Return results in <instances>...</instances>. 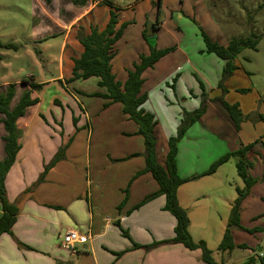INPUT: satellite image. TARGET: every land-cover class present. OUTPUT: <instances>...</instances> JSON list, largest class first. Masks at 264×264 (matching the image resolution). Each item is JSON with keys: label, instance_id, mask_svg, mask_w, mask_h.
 Wrapping results in <instances>:
<instances>
[{"label": "crops", "instance_id": "0c3cea01", "mask_svg": "<svg viewBox=\"0 0 264 264\" xmlns=\"http://www.w3.org/2000/svg\"><path fill=\"white\" fill-rule=\"evenodd\" d=\"M102 2L105 1L86 0L83 6H75L66 0H52L49 5L42 0H34L33 16L37 25L33 28L31 43L40 45L36 48L40 49L37 51L41 55L47 52L45 49L51 48L49 39L60 36L61 57L57 63L59 74L56 77L47 80H39L34 76L27 78H31L36 84H46L42 91L60 80L62 85L57 91L65 92L69 98L66 97V101H62L53 97L50 105L52 106L54 100H58L61 107L53 105L47 115L42 113L41 109L37 112L41 100L39 93H33V98L37 97L39 103L28 108L16 123L21 132L18 141L20 150L5 177V190L8 202L18 208V215L11 229L13 236H0V264H205L201 261L200 250L189 251L181 244L162 245L149 251L145 249L154 243L172 239L175 220L163 210L164 196L157 195L144 202L159 190L150 174L136 176L145 167L144 159L136 156L119 162L131 155L143 153V139L136 135L138 127L122 113L120 104H110L105 108L107 100L89 97L95 93L106 92L104 88L97 86L98 79L91 78L96 89L89 91L76 87L77 82L82 80L64 83V79L70 75L71 59L78 57L82 52L76 40L77 33L87 35L93 27L102 31L109 20L110 11L114 8L119 10L116 12L119 16L117 28L123 23L127 26L120 40L114 45L116 54L111 62L113 73L117 76L114 62L119 56L117 46L120 43H124L125 55L131 59L130 63L126 62L121 67L120 76H117L119 81L126 79V70L139 61L140 55L149 54L150 47L157 50L170 48L167 47L170 35H165L167 25L158 18L154 21L150 16H146V13L137 15L136 2L128 4L124 9L113 5L110 8L101 4ZM186 15L193 18L192 13ZM175 16L177 22H182L180 15ZM176 29H179L178 26ZM209 38L219 43L213 37ZM202 45L197 43L195 52L175 46L171 53L143 73L141 93L147 96L143 109L151 113L157 122L154 133L157 137L158 161L163 165L168 150V139L176 134L182 111L192 112L199 109L204 98V113L187 128L177 144L175 163L179 177L188 179L200 175L227 153L252 145L246 156L252 165L248 175L260 179L264 175V116L260 111L254 114L255 111L251 110L253 122L247 123L245 119L250 118L247 115L238 130L227 112L215 114V118L219 116L222 120L219 125L211 121L213 102L220 97V92L212 94V86L205 78L200 80L197 76L198 67L194 62L201 65L199 67L200 71L205 73L204 77L208 79L210 75V68L205 67L208 64L194 57L207 54ZM43 47L45 48L42 50ZM175 54L179 55L181 61L173 59ZM211 55L213 54H208L207 57L209 64L212 62ZM234 60L235 58L232 65L235 69L228 81L238 72ZM214 64L221 68L223 73L225 62L214 61ZM157 71L162 75L156 76ZM149 75L152 79L148 78ZM189 76L191 77L188 79ZM169 77H176L174 84H169ZM195 79L200 80L202 94L197 91ZM150 80L158 91L154 102L145 90ZM18 83L5 82L0 87ZM214 83L218 81L215 80ZM165 87H172V91L168 93L172 94L173 98H165L161 94ZM207 88L211 94L205 92ZM225 91L226 95L236 94L239 99L243 96L245 88L232 87ZM222 98L225 99V95ZM69 99L75 104V107L71 105L70 111ZM226 102L237 104L245 117L243 106L238 100ZM57 109L61 112L54 113L56 116L50 118L53 110ZM66 112L68 124L71 121L72 126L67 129L63 128ZM73 118L77 119V130L73 126ZM52 119H55L56 124L51 122ZM34 125L37 126L33 127ZM192 132H195L198 138L190 141L187 135ZM3 134L0 124V162L4 158L1 140ZM231 134L234 141H228L224 146L223 142L227 139L223 137ZM162 136L166 138L162 139ZM69 141L70 145L60 154L62 159L47 172L42 183L32 188L58 150ZM243 187V182L237 175L236 159L221 165L210 176L181 185L177 190V201L188 215V232L209 233L215 230L222 238L228 225L232 204L237 198L236 189L241 190ZM124 200L125 203L121 205ZM259 204L264 205V181L257 182L243 200L239 212L240 226L245 228L243 217L253 219L254 206ZM69 230L88 236L86 243L76 245L74 253L61 246V237ZM232 230L231 228V232ZM199 241L205 242L209 247L205 238H199ZM259 254H264V251L260 249ZM215 262L225 264L223 260Z\"/></svg>", "mask_w": 264, "mask_h": 264}, {"label": "rangeland", "instance_id": "374dc122", "mask_svg": "<svg viewBox=\"0 0 264 264\" xmlns=\"http://www.w3.org/2000/svg\"><path fill=\"white\" fill-rule=\"evenodd\" d=\"M66 1L71 4L73 3V0ZM103 1L120 9H124L128 6V4H134L136 2V4H138V8L136 10L137 15L146 13V16H150L154 21L158 18L160 22L163 21V23L167 25L165 35H170V41L167 45V47L170 48L178 46L181 48L192 49L195 52V46L197 43L199 45H202L203 43V40H200L201 32L209 37H213L217 40V42H219L218 44L221 42L220 45H227L232 40L245 41L246 39L251 38L257 43V45L255 49H243L235 57L234 64L236 65L238 72L233 75L230 81H228L230 78H227L221 82L223 74L221 73L222 69L217 67L216 64H214V61H217L218 63H222L223 61L219 60L216 56H210L212 58V62H210V64L207 60L208 54H204L203 57L198 55L194 56L196 60L198 59L199 61L208 64L205 66L206 68H210V75L208 76V79L204 77L205 73L200 71L199 66L201 65L197 64V62L194 63L198 67V78H200V80L201 78H205L206 82L213 88L212 94L218 91L220 92V97L225 95L224 100H228L230 102L238 100L239 104L241 103L246 114L244 115V118H246L247 115L250 116V118L247 117L248 119H245L247 120V123L250 124L253 122L251 121V117L253 116L250 112L251 110L255 111L253 112L254 114H257V112L260 111L261 115L264 116V0H146L145 2L144 0ZM33 6L34 0H0V85L5 82H20L28 76H34L39 80H47L49 78L56 77L59 74L57 63L61 57L60 36L49 39L48 43L51 44V48L45 49L47 52L41 55L35 54L34 50H40L36 48L40 45L37 44V46H35V44L31 43V37L34 32L33 28L37 25V20H35L33 16ZM186 13H192L193 18L191 19V16L186 15ZM175 15H180L183 18L182 22H177ZM176 26H178L179 29H176ZM161 32L163 33V30ZM252 36L254 38H252ZM5 45H10L12 47L4 48L3 46ZM202 46L204 47V44ZM117 47L119 56L114 62V66L117 76H120L119 72L121 71V67L125 65L126 62L130 63L131 59H129L130 56L125 55L126 53L123 42ZM44 48L45 47H43L42 50ZM173 59L181 61L178 54H175ZM155 75L160 76L162 73L157 71ZM185 77L187 76L185 75ZM190 77L191 76H189L188 79ZM148 78L152 79L151 75H149ZM175 79L176 77H169V84H173ZM200 80L195 79V86L197 87V91L202 94ZM215 80H217L218 83H214ZM152 82L153 81L150 80L147 83L148 85H146L145 90L150 96V100H153L154 102V99L158 96V91L152 86ZM76 85L77 88L84 91H89L93 88L96 89L95 83L91 79L87 81H79ZM232 87L245 88L243 96L237 99L238 96L236 94L229 96V93L226 95L225 89L230 90ZM59 88H61V85L58 84V82H54L50 87H46L45 90L39 93L41 106L37 109V112L41 109L40 111L42 113L49 115V111L52 109L51 107L55 105L54 101L52 106L50 105L53 97L66 101V97H68V95L61 90L58 92L57 90ZM23 90L24 88L20 87L18 83L17 94L12 103L13 105L17 102L18 97ZM70 90L73 91V89ZM171 91L172 87H165L162 89L161 94L165 98L167 97L171 99L173 98L172 94L168 93ZM205 92L210 93V90L207 88ZM201 94L199 99H201ZM32 97H34V94ZM70 101L71 100L69 99V111L71 110V105L75 107V104ZM213 104L214 112L210 114V119L213 123L219 125L222 120L219 116L215 118V114H226V110L222 104L217 101L213 102ZM56 112L60 113L61 111L58 109L53 110V115L50 118H54L56 116L54 113ZM66 114L67 112L65 113L63 119V128L66 127L65 129L72 127L71 121L70 124H68L69 119H67ZM54 120L55 119H52L51 122L56 124ZM36 126L37 125H34L33 127ZM231 136L232 134L227 137L222 136L224 139H227L226 142H223L224 146L228 141H230L229 143L234 141V138ZM222 137L219 136V138ZM161 138L165 139L166 137L162 136ZM187 138L192 141L194 138H198V135L195 132H192L187 135ZM212 147L214 150L215 145ZM223 151H225V149H223ZM234 159L230 158L229 160L234 161ZM254 208L253 219H251V217H243V226L247 230L264 228V205L259 204L258 206H254ZM246 214L247 213H245V215ZM232 229L231 235L233 234L232 241L235 248L231 252H226L225 254L217 250V246H219L218 244H220L222 240L217 231L214 230L209 233L191 231L189 235L194 242H198L199 238H205L209 244V247L207 248L211 251L212 258L217 262L223 260L225 264H242L248 259L253 258L254 264H259V250L261 249L264 251V233L256 232L251 234L237 228ZM237 246L243 247L239 248Z\"/></svg>", "mask_w": 264, "mask_h": 264}, {"label": "trees", "instance_id": "16d2710c", "mask_svg": "<svg viewBox=\"0 0 264 264\" xmlns=\"http://www.w3.org/2000/svg\"><path fill=\"white\" fill-rule=\"evenodd\" d=\"M46 5H49L52 0H42ZM73 4L83 6L86 0H73ZM101 4L107 5L112 8L107 2ZM118 9L110 11L109 20L102 31L97 28H91L90 33L84 35L78 32L76 40L82 48V52L78 57L71 59V69L68 78L64 79L65 84H70L77 80H88L91 78L98 79L97 86L105 89L104 94L95 93L89 95V97H98L108 101V104L104 105L106 108L110 104L118 103L122 107V113L127 116L128 120L135 123L138 127L136 132L137 136L143 139L144 151L141 155H131L126 159L119 162L126 161L130 158L140 156L144 159L145 167L136 176L142 174H150L154 181L158 185V192L155 195H151L146 198L144 202L154 198L157 195L164 196L165 206L164 211L168 212L175 220L174 237L168 241L154 243L146 246V250L169 245V244H181L185 249L189 251L200 250L201 261L205 264H217L212 256L211 251L207 248L205 242H194L188 232L189 218L186 211L180 207L177 201L178 188L188 182L197 180L204 176H210L214 174L217 169L225 164L230 158L236 159L237 175L243 182V189H236L237 198L232 204L231 214L228 221L227 228L223 234L222 240L218 246V250L221 252H231L235 246L232 241L231 228H237L239 230L256 233L263 232V229L247 230L240 226V207L243 200L250 194L252 187L257 182L264 181V175L260 179L251 178L248 175V170L252 167L251 163L247 160V154L251 150L252 145H247L234 152L228 153L217 161H215L210 168L200 174L194 175L188 179H181L177 174L175 157L177 153V144L184 136L187 128L193 123L199 120L205 111V100L203 98L199 109L186 112L182 111V118L177 128L176 134L168 139L167 154L163 165L158 161L157 157V137L154 133L156 126L155 117L143 109L147 96L141 93L142 85L144 83L143 73L152 69L155 64L164 56L171 53L174 49L167 48L157 50L150 47L148 55H140L139 61L133 63L130 69L126 70V79L121 82L117 79L115 73H113L111 62L115 57L114 45L122 37L123 30L127 24L123 23L117 28L118 24ZM145 37V36H144ZM201 37L204 43L205 52L207 54H213L217 58L225 62V68L222 74V80H226L232 74L235 69L232 65V60L245 48L255 49L257 43L251 38L244 40H232L226 46H221L209 38L208 35L201 32ZM252 38H254L252 36ZM4 48H11L10 45L3 46ZM36 55H39L37 50H34ZM58 84L62 85L60 80ZM175 82V81H174ZM174 84V83H173ZM20 87L24 90L18 97L17 102L13 105V101L17 94V85L8 84L7 86L0 87V124L3 127L4 134L1 137L3 142V154L4 158L0 162V206L2 209V215L0 216V236L2 234L12 235V227L17 219L18 208L14 204H10L7 200L5 190V177L12 165L15 162L17 153L20 150V144L18 143L21 132L17 128V121L25 115L28 108L36 106L39 103L37 97L33 98V93H40L46 84H36L32 82L31 78H24L19 82ZM204 96V95H203ZM215 101L222 104L226 112L228 113L231 121L235 125L236 130L239 129L240 124L243 122L239 106L237 104H229L222 97L216 98ZM55 106L61 107L59 101L54 100ZM44 121V118L42 117ZM73 126L76 128L77 119H72ZM70 142L59 149L53 160L47 167L44 168L43 173L38 177L37 181L32 185L36 187L43 182L47 172L62 159V155ZM127 191H125L126 194ZM125 200L121 203L123 205ZM239 248L243 246H238ZM259 264H264V254L258 255ZM242 264H254V259L250 258Z\"/></svg>", "mask_w": 264, "mask_h": 264}, {"label": "built area", "instance_id": "2783aa9c", "mask_svg": "<svg viewBox=\"0 0 264 264\" xmlns=\"http://www.w3.org/2000/svg\"><path fill=\"white\" fill-rule=\"evenodd\" d=\"M88 240V236L81 235L77 231L69 230L61 237V246L63 249L74 253L76 245L84 244ZM261 256V254H260Z\"/></svg>", "mask_w": 264, "mask_h": 264}]
</instances>
